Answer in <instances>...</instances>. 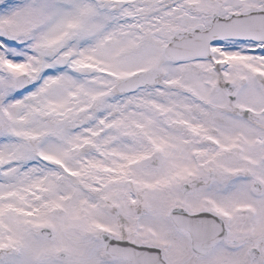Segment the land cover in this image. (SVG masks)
Wrapping results in <instances>:
<instances>
[{
	"label": "snow or ice",
	"instance_id": "1",
	"mask_svg": "<svg viewBox=\"0 0 264 264\" xmlns=\"http://www.w3.org/2000/svg\"><path fill=\"white\" fill-rule=\"evenodd\" d=\"M0 264H264V0H0Z\"/></svg>",
	"mask_w": 264,
	"mask_h": 264
}]
</instances>
